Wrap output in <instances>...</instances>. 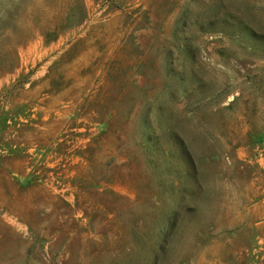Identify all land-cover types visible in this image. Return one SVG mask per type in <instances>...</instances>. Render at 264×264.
I'll return each instance as SVG.
<instances>
[{
	"label": "rangeland",
	"instance_id": "obj_1",
	"mask_svg": "<svg viewBox=\"0 0 264 264\" xmlns=\"http://www.w3.org/2000/svg\"><path fill=\"white\" fill-rule=\"evenodd\" d=\"M256 36L264 0H0V264H264Z\"/></svg>",
	"mask_w": 264,
	"mask_h": 264
},
{
	"label": "trees",
	"instance_id": "obj_2",
	"mask_svg": "<svg viewBox=\"0 0 264 264\" xmlns=\"http://www.w3.org/2000/svg\"><path fill=\"white\" fill-rule=\"evenodd\" d=\"M255 37V36H254ZM258 44L256 47L264 48V36H256Z\"/></svg>",
	"mask_w": 264,
	"mask_h": 264
}]
</instances>
